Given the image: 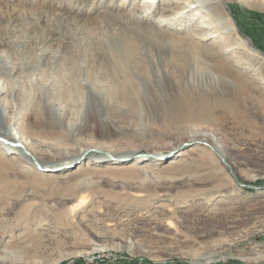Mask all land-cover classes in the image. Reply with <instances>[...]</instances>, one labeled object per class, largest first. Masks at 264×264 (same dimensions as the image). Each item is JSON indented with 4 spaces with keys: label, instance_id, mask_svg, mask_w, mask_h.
<instances>
[{
    "label": "rangeland",
    "instance_id": "obj_1",
    "mask_svg": "<svg viewBox=\"0 0 264 264\" xmlns=\"http://www.w3.org/2000/svg\"><path fill=\"white\" fill-rule=\"evenodd\" d=\"M193 1L139 16L141 0H0L7 120L59 174L5 166L0 264L96 246L146 264L264 263V189L237 182L264 187V0H224L236 33Z\"/></svg>",
    "mask_w": 264,
    "mask_h": 264
},
{
    "label": "bare ground",
    "instance_id": "obj_2",
    "mask_svg": "<svg viewBox=\"0 0 264 264\" xmlns=\"http://www.w3.org/2000/svg\"><path fill=\"white\" fill-rule=\"evenodd\" d=\"M153 1L154 0H141L142 8L139 10L140 12H138L137 15L140 16V15L144 14L145 11H147L148 8H150V6L153 4ZM193 3H195V4H193V6L197 7V9H198V13L200 10L204 9V12L207 15H209L210 17L215 19V21L217 22V25L224 27L228 32L236 33L235 32V30H236L235 24L232 20V17L230 15H227V14H224L223 12H221V9H223L224 6L228 7V5L226 4V2L224 0H194ZM205 17H206V15H205ZM202 26H206L205 21L203 22ZM243 43H245V42L243 41ZM0 75H1V70H0ZM1 92H2V88L0 87V93ZM234 104L235 103H232V102L227 101V100L226 101H218L217 103H215L216 106L222 107L224 109L225 113L229 114L231 116H235L240 112V111L236 110L238 108V106L234 105ZM209 109H210V107H209ZM206 110H208V109L206 108ZM202 112H203V110H202ZM204 114H206V113L204 112ZM17 118H18L17 115H13L11 117V120H7L6 105L4 102H2V98H0V179L4 175L5 166L8 163H16L19 161L20 162L23 161V162L29 164L33 169H36V167H37L36 163H38L39 165L43 164V165L50 166L49 164H47L43 160H41L39 158L36 159V157L33 155L32 149H30L29 139L26 136V134L25 133H19V130L13 126L14 125L13 120H16ZM198 138H200V140L203 141L204 144H206L208 146L210 145L211 148L213 147L212 149L220 161H221L220 158H223L224 160L227 161L226 154L219 148V146L215 143V141L212 138L206 137L204 135H201L198 137L195 135L192 136V139H198ZM179 151H181V149L180 150H177V149L172 150L169 153L175 154L176 152H179ZM96 156L102 157V156H100V154H97ZM175 161H177V160L175 159ZM222 163L224 164L226 169H228V171L234 176L235 173L233 172L232 167L228 163V161H227L228 164H225L224 162H222ZM67 166L68 165H63L60 167L64 168ZM40 167L42 169L54 168V167H43L41 165H40ZM55 167H59V166H55ZM50 175L53 178L59 176V174L57 172H52ZM77 205L75 203H71V205L68 208V211L69 212H75L77 209L76 208ZM90 252H92V256H99L101 254L110 253L108 250L104 249L103 247H99V246L94 247ZM90 252H88V253H90ZM7 253L12 254V251L6 250L5 255H8ZM88 253H86V256H84V257H88ZM128 258L135 260V262L142 263V264H146V262H147L143 259H138L135 257H128ZM72 262L73 261L67 262V263H72Z\"/></svg>",
    "mask_w": 264,
    "mask_h": 264
},
{
    "label": "built area",
    "instance_id": "obj_3",
    "mask_svg": "<svg viewBox=\"0 0 264 264\" xmlns=\"http://www.w3.org/2000/svg\"><path fill=\"white\" fill-rule=\"evenodd\" d=\"M66 264H142L129 259L126 253L115 251L113 253L92 256V252L88 253V257L74 259L72 263Z\"/></svg>",
    "mask_w": 264,
    "mask_h": 264
},
{
    "label": "water",
    "instance_id": "obj_4",
    "mask_svg": "<svg viewBox=\"0 0 264 264\" xmlns=\"http://www.w3.org/2000/svg\"><path fill=\"white\" fill-rule=\"evenodd\" d=\"M180 149H181V148H180ZM180 149H178V150H180ZM170 155H173V153H169L168 155H165L164 158H165V157H168V156H170ZM135 157H142V158H144L145 155H144V154H138L137 156L124 157V158H122V160H120V161H121V163H122V162H125V161L132 160V159L135 158ZM220 159H221V161L224 162L225 164H228V163L226 162V160H224L223 158H220ZM35 163H36V162H35ZM36 166H37L39 169H42L38 163H36ZM55 169H58V168H52V169H51V168H46V169H42V170H45V171H55ZM234 176L236 177L235 174H234ZM236 178H237V177H236ZM237 182H238V184H239L240 186H242V187L252 188V189H255V190H258V189H264V187L254 186V185H249V184H243V183H241V182H239V181H237ZM255 264H264V263H255Z\"/></svg>",
    "mask_w": 264,
    "mask_h": 264
}]
</instances>
